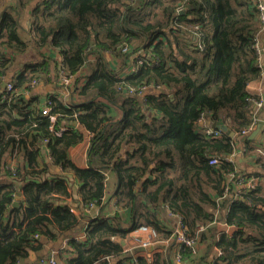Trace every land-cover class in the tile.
<instances>
[{"label":"trees","instance_id":"1","mask_svg":"<svg viewBox=\"0 0 264 264\" xmlns=\"http://www.w3.org/2000/svg\"><path fill=\"white\" fill-rule=\"evenodd\" d=\"M18 12L12 7L0 12V83L12 61L4 49L26 47L17 34ZM260 26L256 7L246 0H45L35 7L29 44L59 52L57 82L62 74L74 80L76 99L72 96L65 105L49 96L50 115H57L49 131V116L41 115V105L28 108L26 97L31 83L48 74V57L41 53V61L26 64L9 81L14 86L10 100L0 93V156L9 148L22 149L31 164L47 139L53 161L71 169L79 181L85 205L100 202L102 169L111 168L118 204L131 215L129 223L119 215L92 219L84 241H69L68 264H106L105 256L118 264H174L171 249L179 246L175 223L158 219L161 205L180 217L188 235H194L197 225H207L197 243L209 239L210 246L214 216L201 205L215 206L212 196H223L225 175L233 171L226 157L234 139L224 131L206 135L199 121L222 118L234 134L251 124L250 100L260 98L247 87L261 77L256 47ZM123 46L127 51L122 52ZM106 53L130 57L131 72L119 77ZM84 69L86 75H75ZM142 86L148 88L143 97L136 93ZM108 105L118 106L121 116L110 118ZM147 108L155 114L145 117ZM63 119L92 133L88 168L67 159V148L82 134L71 125L64 127ZM213 155L219 160L209 164ZM6 169L13 179L24 178L17 166ZM20 190V204L12 207L16 185H0V264H17L38 241L35 234L49 233L46 223L65 230L76 222L69 208L54 203L69 195L64 180L28 182ZM223 221L231 230L217 232L214 244L220 256L211 262L205 256L191 260L194 247L183 245L180 261L264 264V196L259 188L245 190L242 200L232 199ZM141 224L155 227L158 240L168 238L173 244L150 256L134 247L124 252L120 240Z\"/></svg>","mask_w":264,"mask_h":264},{"label":"crops","instance_id":"2","mask_svg":"<svg viewBox=\"0 0 264 264\" xmlns=\"http://www.w3.org/2000/svg\"><path fill=\"white\" fill-rule=\"evenodd\" d=\"M45 0H0V12L6 7H12L18 12V27L17 34L21 40L26 42V47L22 50L13 51L10 49H4V55L10 57L12 60L10 65L7 67L3 79L0 83L2 87L4 83L13 79V77L22 73L26 64L36 63L41 61L43 58L41 53L46 54L48 57V74L45 78L40 79L33 88H31L26 97L31 100L29 107L42 105L47 97H56L58 101H61L65 105L69 102V98L72 96L75 98L76 93L73 94L77 88L75 82L71 83L67 88L57 82L56 73L61 66V56L56 49L51 47H41L37 50L30 46L29 41L32 33L33 24V11L36 6L40 5ZM264 24H261L256 35V46L259 50L258 65L261 69V77L255 82L248 85L247 90L252 95H258L262 100V106L259 110H256L254 104L252 105V122L247 126L249 131L243 135L234 134L230 136L233 138V151L231 163L233 166L232 172H227L224 179V186L227 187L224 190L223 196H212L214 198L215 206H207L202 204L205 210L211 212L214 216V221L210 224L214 228V239L210 246L209 239L201 241L195 244L191 260H196L201 256H205V260L211 262L217 256H220L217 248L215 247L214 241L217 238V232L226 230L229 231L231 228L224 223L223 219L226 214V210L230 201L234 198H239L242 200V193L248 190V183L251 181L254 187L259 188V193L264 196ZM108 63L113 69L119 73V77H123L126 72L132 70L134 62L131 61L130 57H126L123 54H109L106 53L105 56ZM86 69L82 70L78 75H86ZM75 76V78H76ZM78 87L82 85L84 79L81 78ZM72 88V90H71ZM171 98V97H170ZM76 99V98H75ZM74 99V100H75ZM252 104V103H251ZM107 114L110 118L117 119L121 116V109L116 105H108ZM255 118L257 120L255 121ZM217 120H222L225 125H228L222 118L213 119L211 116L205 117L203 122L199 123V129L210 127L211 123ZM254 120V122H253ZM61 124L66 127L71 125L73 128L78 129L82 134V139L66 150V156L74 166L78 168H88L91 164L89 159V146L92 133L87 131L83 126H81L77 121H70L63 119ZM212 128V127H210ZM228 128V127H227ZM221 130V129H220ZM223 131V130H222ZM225 133V132H224ZM228 135V134H227ZM45 143L41 144V150L39 155L35 156L32 163H29L27 155L24 154L22 149L15 150L9 148L2 153L1 163H0V185L4 184H15L17 191L15 193V200H18L19 204L22 199L21 186L26 183H39L45 181H58L64 180L67 185V190L69 195L61 199H57L55 205L65 206L69 208L70 212L76 217V222L68 229L60 230L51 223H46L48 227V234H41L38 237V241L33 247H28L26 249V254L20 257L17 264H38L39 258L48 259L53 257L55 259V264H68L67 259L71 256V246L69 241L74 239L76 241L82 242L86 238V228L90 221L98 216H103L106 218H111L114 215H119L122 221L129 223L131 220V215L129 208L120 207L115 196V188L117 179L111 168H103L105 182H104V194L100 202H96L91 208H88L82 201L79 194L80 183L76 179L73 171L71 169H65L63 166L55 163L50 157L47 151ZM13 150V151H12ZM125 157L124 151H121L120 158ZM229 161V160H228ZM12 164L17 166L21 172H24L23 179H13L11 176L7 175L5 170ZM8 171V170H7ZM9 172V171H8ZM250 182V183H251ZM250 189V188H249ZM20 192L18 196L17 193ZM12 202L11 206L13 207ZM18 204V205H19ZM158 219L165 221L170 226H173L176 219L173 215L169 214V210L162 205L158 208ZM8 211L6 212V215ZM175 221V222H174ZM209 225V226H210ZM207 228V225H206ZM205 228V230H206ZM205 230H203L205 232ZM203 232V233H204ZM134 232L128 233L123 240H120V244L123 249H131L135 243ZM207 235L204 233V237ZM172 240L167 238V241H161L156 246H154L153 251L169 249ZM163 246V247H161ZM134 247V246H133ZM144 251V250H143ZM152 251V252H153ZM177 249L174 246L171 249V256L173 257L174 264H191L190 260L181 262L176 261ZM151 251L145 250L146 255L150 256Z\"/></svg>","mask_w":264,"mask_h":264},{"label":"built area","instance_id":"3","mask_svg":"<svg viewBox=\"0 0 264 264\" xmlns=\"http://www.w3.org/2000/svg\"><path fill=\"white\" fill-rule=\"evenodd\" d=\"M249 2H252L253 5L256 7L257 12H258V16L259 19L261 21V24H264V0H246ZM257 47V46H256ZM128 47L127 46H123L122 47V52L127 51ZM259 53V50H257ZM138 63H142V60H138ZM70 77L62 74L59 77V83L63 86H65L66 88L68 87V85L70 84ZM38 83V81H33L31 83V88H33V86ZM148 89L146 86H142L140 88H138L136 90V93L140 96H144L145 95V90ZM3 92V93H1ZM0 93H1V98L3 100H10L12 94L14 93V86L12 82H6L4 87L0 86ZM28 93V92H27ZM253 104H254V108L256 110H259L262 106V100L261 99H257V100H250ZM52 110V102L50 97H47L46 101L41 105L40 107V113L41 115L44 116H49V127L48 130L49 131H53L54 129V125H55V121H56V117L57 115H50ZM155 111L151 110V109H146V113H145V117H149L151 115H154ZM257 120V118H255V121ZM204 118H201L200 122H203ZM264 121V118H263ZM254 122V120H253ZM61 128H63V126L61 125ZM204 133L206 135H210V136H220L221 135V130L220 129H213L210 127H205L204 129ZM249 131V129H244L240 132L239 136H243L245 135L247 132ZM47 142V139H44V143ZM47 148L48 153H50L51 149L49 146L45 145ZM233 154H230L226 157L227 160L231 161ZM219 160V157L217 155H213L209 157V164H216ZM13 165L10 164L9 167H12ZM251 182V181H250ZM248 183V189H252L254 187V185L251 183ZM227 187H224V190H226ZM96 202H90L88 203L86 206L88 208H91ZM169 214L173 215L176 219L175 222V227L173 230V233L175 234L173 237H175L177 239V242L179 244V246L177 247V251L175 254L176 257V261H180V254L178 253V248H180L181 246H189L191 248H193L195 246V244L197 243V234L200 233L201 231L205 230L206 225L204 224H199L197 225V227L194 230V235H188L186 233V227L183 226L182 221L180 220V217L176 214L170 213ZM226 231V230H225ZM135 237V243H134V248H149V247H154L156 246L159 242L161 241H167V239L164 240H158L157 239V229L153 226L150 225H145V224H141L139 225L134 231H133ZM34 237L38 238L39 235L35 234ZM133 246L131 248H133ZM124 252L127 251H131V249H124ZM102 260L106 261V264H118V261L116 258L112 257V256H105L102 258ZM38 264H55V259L53 257H49L48 259L45 258H39L38 259Z\"/></svg>","mask_w":264,"mask_h":264},{"label":"water","instance_id":"4","mask_svg":"<svg viewBox=\"0 0 264 264\" xmlns=\"http://www.w3.org/2000/svg\"><path fill=\"white\" fill-rule=\"evenodd\" d=\"M4 86H5V83L3 84L2 87H4ZM170 97L172 98L173 95L170 94ZM210 127H212L213 129H215V128H217V129H221V130H223L226 134H228V135H230V136H233V132L230 131V130L227 128V126L223 123L222 120H217V121H215L214 123H211V124H210ZM17 195L19 196V195H20V192H18ZM18 204H19L18 200H15L14 203H13V206H18ZM161 247H163V246H161ZM153 249H154V247H152V246L149 247V248H147V249L142 248V247L138 248V250H140V251L148 250L149 252H150V251H153Z\"/></svg>","mask_w":264,"mask_h":264},{"label":"rangeland","instance_id":"5","mask_svg":"<svg viewBox=\"0 0 264 264\" xmlns=\"http://www.w3.org/2000/svg\"><path fill=\"white\" fill-rule=\"evenodd\" d=\"M262 35H263L262 37H264V33Z\"/></svg>","mask_w":264,"mask_h":264},{"label":"flooded vegetation","instance_id":"6","mask_svg":"<svg viewBox=\"0 0 264 264\" xmlns=\"http://www.w3.org/2000/svg\"><path fill=\"white\" fill-rule=\"evenodd\" d=\"M222 131V130H221Z\"/></svg>","mask_w":264,"mask_h":264}]
</instances>
